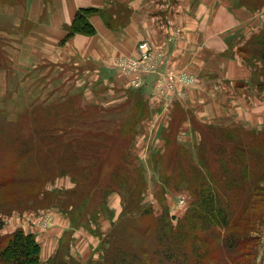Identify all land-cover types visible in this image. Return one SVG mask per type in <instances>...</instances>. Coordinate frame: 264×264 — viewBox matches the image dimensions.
<instances>
[{
    "label": "rangeland",
    "instance_id": "obj_1",
    "mask_svg": "<svg viewBox=\"0 0 264 264\" xmlns=\"http://www.w3.org/2000/svg\"><path fill=\"white\" fill-rule=\"evenodd\" d=\"M27 1L0 0V167H11L12 160L16 157L13 154L14 145L19 143L24 146V141L31 140L36 147H31L32 151L26 154L19 166L40 173V180L24 185L25 187L11 185L7 191L2 192L0 203L9 201L12 193L19 190V198L25 203L21 209L15 208L16 203L11 204L13 210L4 212V227L0 232L6 227L7 231H14L19 226L34 231L36 239L39 238V243L43 244V264H48L62 246L69 250L72 257L85 264L87 261L81 257L89 250L87 243L95 242L94 239L97 238L99 247L91 260L98 261L100 249L104 253L105 244L108 246L101 238L105 239V230L111 221L118 218L123 206L117 187L111 192L105 190L102 196V190L108 186L112 174L119 167L128 170L127 181L132 187L143 185L145 191L140 210L152 209L156 214L148 211L141 216L142 211H136L132 215L136 221L146 226L152 224V227L157 224L156 216L163 211L160 198L168 204L169 214L173 216L181 217L183 207L188 208L187 205L179 204V199L189 192L186 182L182 181V172H217L216 177L218 174L227 177L245 174L247 178L242 183L253 188L249 192L253 206L245 211L246 219L242 218L234 230L238 234H249L257 238L255 261L256 264H264V62L255 53L257 47L251 46L250 39L245 40V36H241L244 41L242 46H238L237 53L245 59L244 65L251 68V88L236 94L230 91L234 103L225 105V109H212L208 102L214 104L216 98L212 95L208 99V95H203V101L198 98L196 100L195 95L188 98L189 90L197 80V73L193 71L195 75L186 68H173L167 70H173L177 75L186 72L193 76L190 84H185L180 79L176 81L178 90L185 97L184 101H190L191 107L183 109L179 103L174 107L175 98L168 97L164 107L161 106L162 109L159 110V104L149 102L147 94L142 91L146 77L151 74H143L142 83L136 85L131 75H121L117 71V64L121 60L140 58L139 46L142 41L137 45L136 55L126 52L114 55L108 62L110 70L104 68L103 72L96 62L83 57L79 52L73 50L68 55L61 52L74 46V42L70 41L75 36L93 37L98 34L96 25L91 21L94 15L106 23L105 27L110 30H125L130 15V10L125 7L127 4L121 1L119 10L114 4L99 8L97 13L91 14L89 20L95 28L93 34L74 33L66 37L73 21L70 25H62L60 28H63L65 36L55 46V54L46 51L41 54L44 50H36L32 43L36 44L37 41H28L32 25L21 21L22 15L17 14L15 7L21 6V10L22 7L25 8ZM211 1L213 0H183V6H190L188 9L184 7V10L188 12L190 9L191 13L193 10L198 15L200 9L206 8ZM229 1L233 9L244 7L256 10L264 5V0ZM43 2L47 3L48 0ZM204 14L206 16V12ZM187 22H191V17ZM183 32L184 29L177 28L158 47L165 50V56H162L164 60L167 59L169 45L176 42ZM240 41L241 39L235 40L233 43L236 45ZM35 51L41 53L37 55ZM191 54L199 61L203 57L202 51ZM234 55V52L224 53L221 57L230 58ZM255 86L258 93L254 91ZM236 87L234 85L232 88ZM152 90L154 91V84ZM153 97L162 102V98L156 95ZM191 100L203 103V106ZM158 112H161L160 127L156 117L159 116ZM226 118L239 119V122L221 125V121ZM169 119L165 128V122ZM83 121L92 125L91 130H97L92 137L101 141L103 148H99L100 153L90 179L77 183L71 172L61 174L62 170L58 165L64 159L59 160L58 157L73 159L83 166V152L80 148H70V141L65 138L60 142L58 132L61 128L59 125L81 129ZM152 125L155 131L151 130ZM232 133L241 138L230 136ZM156 134L159 138L157 143L152 141ZM104 141H107L106 145ZM83 143L84 139L79 145ZM242 164H247L248 169L242 168ZM195 176L201 177L200 173ZM65 207L68 212L74 213H63ZM75 214L77 221L72 223L69 217L75 218ZM171 224L176 225V222ZM122 226L134 239L139 242L143 240L126 223ZM96 229L103 237L93 232ZM152 232L151 230L149 235ZM84 236L87 238L81 243ZM144 240L146 242L145 236ZM211 247L217 248V243ZM51 250L54 252L49 256ZM152 252L155 250L152 249ZM217 256L219 260L211 261L210 264H218L223 260L224 251H220Z\"/></svg>",
    "mask_w": 264,
    "mask_h": 264
},
{
    "label": "trees",
    "instance_id": "obj_2",
    "mask_svg": "<svg viewBox=\"0 0 264 264\" xmlns=\"http://www.w3.org/2000/svg\"><path fill=\"white\" fill-rule=\"evenodd\" d=\"M98 11L97 8L93 7L80 8L75 14L71 30L66 37L74 33H95L94 25L89 20V16ZM250 41L251 46L257 47L255 53L260 55L264 62V29L253 36ZM83 123L80 126L83 127L81 129L79 127L64 128V126L59 125L61 128L58 132L60 142L65 138L70 141L68 145L70 148H80L83 152V166L73 159L58 157L59 160L64 159L58 165V168L62 170L61 174L71 172L77 183L90 179L93 173L92 169H94L100 153L99 148H103L102 142L92 137L96 135L97 130H91L92 125L87 121H83ZM232 135L235 134H230V136ZM236 137L241 138V136ZM83 139L84 143L80 146L79 143ZM34 144L33 141L29 140L24 141V146L23 144L19 145V143L14 145L13 154H16V157L13 158L11 167L6 165L0 167V195L7 191L11 185H16V187L27 186L40 180L38 175L40 173L19 166L26 154L32 151L31 147H36ZM106 144L107 141H104V145ZM37 152L39 153L40 150ZM221 158H224V155H221ZM241 167L248 169L247 164H242ZM197 173H200L201 177L195 176ZM128 174V170L119 167L117 172L112 174L108 186L102 190L103 196L105 190L111 192L117 187L116 191L122 196L123 210L116 220L111 221L112 228L110 227L109 233L107 231L104 235L105 239L101 238L102 242L107 243L108 246L106 244L105 247L103 246L104 253L100 249V259L98 261L89 259L85 264H210L211 261L219 260L217 254L220 251H224L225 256L218 264H256L257 238L249 234H238L234 230L236 226H239L242 218L246 219L244 217L245 211L253 206L250 203L251 196L249 194L253 188L246 187L242 183L243 179L247 178L245 174H237L236 177L218 174L216 177L217 172H213V174L198 170L192 173L182 172L180 174L183 175L182 181L186 182V188L189 190L184 195L186 199L184 205H187L188 208L184 209L183 207L181 217L173 216L169 214L168 204L162 201L163 198H160L163 211L161 215L156 216L157 224L154 227L152 224L146 226L136 221L132 215L136 211H142L141 216L148 211L152 214L155 212L153 213L151 208V210L146 211L140 210L141 199L145 190H143L142 184L132 187L127 181ZM98 186L95 185V187ZM19 197L20 190L14 191L9 201L0 203V230L4 226L2 215L10 209L13 210L11 204L16 203V209L23 207L25 202ZM62 211L65 214L74 213V211L68 212L67 207L63 208ZM112 216L113 212L109 216L110 219ZM69 218L72 219V223L77 221L76 214L75 218ZM129 219H132V222H129ZM171 222H176V225L171 224ZM124 223L131 228L130 230L133 229L142 236L143 240L139 242L130 236L125 227L122 226ZM151 230L153 232L149 235ZM93 232L103 237L98 229ZM214 243H217V248L212 249L211 246ZM152 249L155 252H152ZM112 253L113 255H111ZM40 254L41 244L34 233L18 228L12 233L0 237L1 264H43ZM48 264L83 263L72 257L69 250H65V246H62Z\"/></svg>",
    "mask_w": 264,
    "mask_h": 264
},
{
    "label": "crops",
    "instance_id": "obj_3",
    "mask_svg": "<svg viewBox=\"0 0 264 264\" xmlns=\"http://www.w3.org/2000/svg\"><path fill=\"white\" fill-rule=\"evenodd\" d=\"M121 1L127 4L125 7L130 10L125 30L121 32L110 30L105 27L106 23L94 15L91 21L96 25L98 34L93 37L75 36L70 41V43L74 42V46L68 51L64 50L65 52L61 50L62 54L68 55L73 50L79 52L83 57L96 62L103 72L104 68L110 70L108 62L113 59L114 55L121 52L136 55L137 45L141 41H147L158 49L166 42L169 34L174 33L177 28H182L184 29L182 36L169 45L167 59L160 65L159 73L173 68L178 70L186 68V70L190 69V72L197 73V80L194 87L190 88L188 98H193L195 95L196 100L198 98L203 101V95H208L207 99L212 95L216 98L214 104L208 101L212 105V109H225V105L230 106V103H234L230 91L236 94L251 88V68L246 63L244 65L245 59L237 52L238 46L243 45L242 41L244 40L242 39L244 37L242 38V35L245 36V40H249L264 29V5L256 10L244 7L233 9L229 0H213L206 8L200 9L198 15L193 10L191 13L190 9L185 12L183 0H48L47 3L43 0H28L25 8L22 7L20 10L21 6L15 7L17 14L22 15L21 21H27L32 25L33 30L28 41H37L36 44L32 42L35 49L39 51L42 48L44 50L43 53L35 51L39 55L46 52L55 54V46L65 36L62 32L63 28L60 27L70 25L80 8L101 9L115 4L119 10L120 6L118 5L121 4ZM185 8L188 9L190 6L187 5ZM7 10L9 11V8ZM204 12H206V16ZM189 17H191V22H187ZM239 39L241 41L235 45L233 42ZM192 49L202 51L203 57L200 61L192 56L191 52H194ZM233 52L235 55L230 58L221 57L224 53ZM237 54L240 57L236 56ZM117 71L118 74L122 75L118 69ZM157 76V74L148 75L142 91L147 94L149 102L159 104L160 110L166 102L162 99L160 102L153 97L152 86ZM234 85H237L236 89L232 88ZM254 88V91L258 93L257 86ZM226 94L230 95L226 97ZM184 98V96L175 97L174 107L179 103L181 108L189 109L191 107L190 101H184ZM191 102L196 103L193 100ZM196 104L203 106V103ZM158 113L159 116L156 117H158V126L160 127V123H162L160 121L161 112ZM168 121L170 119L165 122V128H167ZM231 122H239V119L226 118L221 121V125L227 126ZM151 130L155 131L154 125L151 126ZM158 140V134H156L152 141L157 143ZM144 142L147 143L145 139ZM120 209L118 217L123 206ZM110 227L111 223L105 231H108ZM6 228L2 231L4 233L0 232V236L13 232L7 231ZM18 228L34 233V231L26 230L23 226L16 229ZM34 234L37 236L36 233ZM86 238L87 236H84L81 243H84ZM96 240L97 238L94 239L95 242L87 243L89 250L83 254L85 256L81 257L82 260L88 261L97 253L99 241L97 244ZM38 241L41 242L39 238ZM53 252L54 250H51L49 256ZM40 257L42 261L43 244L41 245Z\"/></svg>",
    "mask_w": 264,
    "mask_h": 264
},
{
    "label": "built area",
    "instance_id": "obj_4",
    "mask_svg": "<svg viewBox=\"0 0 264 264\" xmlns=\"http://www.w3.org/2000/svg\"><path fill=\"white\" fill-rule=\"evenodd\" d=\"M140 47V58L138 60H121L117 64V69L120 73L131 75L133 83L139 85L143 81V74H157L154 82V95L167 101L168 97L174 99L175 97L183 96L181 91L176 86V81L180 79L185 84L193 82V76L183 72L180 75L174 73L173 70H166L159 73V67L164 60L165 50L155 49L149 42L143 41ZM161 100V99H160ZM161 100V101H162ZM185 196L179 200V204H185Z\"/></svg>",
    "mask_w": 264,
    "mask_h": 264
}]
</instances>
